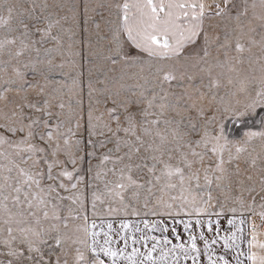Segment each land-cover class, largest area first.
Instances as JSON below:
<instances>
[{"label": "snow or ice", "instance_id": "1", "mask_svg": "<svg viewBox=\"0 0 264 264\" xmlns=\"http://www.w3.org/2000/svg\"><path fill=\"white\" fill-rule=\"evenodd\" d=\"M0 264H264V0H0Z\"/></svg>", "mask_w": 264, "mask_h": 264}]
</instances>
